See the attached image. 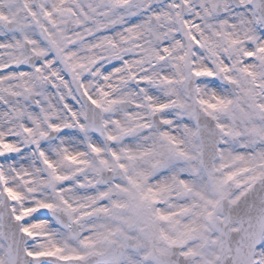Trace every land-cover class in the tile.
I'll use <instances>...</instances> for the list:
<instances>
[{"label":"snow or ice","instance_id":"obj_1","mask_svg":"<svg viewBox=\"0 0 264 264\" xmlns=\"http://www.w3.org/2000/svg\"><path fill=\"white\" fill-rule=\"evenodd\" d=\"M0 264H264V0H0Z\"/></svg>","mask_w":264,"mask_h":264}]
</instances>
